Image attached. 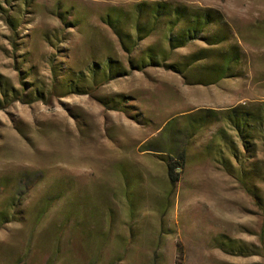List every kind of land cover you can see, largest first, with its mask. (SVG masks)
I'll use <instances>...</instances> for the list:
<instances>
[{"label": "rangeland", "instance_id": "374dc122", "mask_svg": "<svg viewBox=\"0 0 264 264\" xmlns=\"http://www.w3.org/2000/svg\"><path fill=\"white\" fill-rule=\"evenodd\" d=\"M263 101L264 0H0V264H264L263 139L188 129Z\"/></svg>", "mask_w": 264, "mask_h": 264}, {"label": "trees", "instance_id": "16d2710c", "mask_svg": "<svg viewBox=\"0 0 264 264\" xmlns=\"http://www.w3.org/2000/svg\"><path fill=\"white\" fill-rule=\"evenodd\" d=\"M143 5L144 4H141L139 6L140 15L142 14L141 7ZM149 8L151 9L152 15L154 16L156 21L161 19L162 13H164L165 10L168 9L167 5H165L164 3H155L154 5H151ZM170 15H172L173 18L171 19V23H170L171 25L172 24L175 25L178 22L182 24L181 33L183 35L182 36L180 35V37H178L180 40L194 39L200 36L201 32H205V30H208L209 32L208 35L203 37V39L208 42L214 40L213 42L216 43L220 41L222 42L226 39V36L223 37V33L226 34L225 31H222V33L219 32V33L211 34L212 26L218 23V20L221 17L219 13L216 11L206 9L201 14L199 13L190 14L188 11H186L185 8H181L180 6H177V7H172ZM169 30L171 29L169 28ZM168 41L171 43L172 38H169ZM149 58H151V55H149ZM233 59H234V55L232 52H230L228 55H224L223 62L220 63L221 65L219 67L214 68L215 70L213 69L214 72H212V75L214 78L208 79L207 82L209 83L214 82L215 80L224 77L227 71L229 70V65L233 61ZM254 107H257L255 108L254 111L242 110L240 109V106H234L228 111H207V113L199 115L197 116V118H191L190 121L188 122L189 123L188 129L191 128L195 129L201 124H203L207 119L217 117L219 119L226 120L236 128L239 137L244 142L243 144L244 146L247 143L246 138L247 136H249V132H252V134H255V136L258 135L259 136L258 138H262L264 141V101L255 104ZM176 157L178 158V162H176V165L180 168L183 165V163H185L186 160L185 149L181 148L180 151L177 153ZM165 164H166L169 181L172 185H174L178 180V171H176L178 167H176L168 160L165 161ZM260 242L264 255V220L261 227ZM178 250L179 251H178L177 263L182 264L181 247H179Z\"/></svg>", "mask_w": 264, "mask_h": 264}]
</instances>
